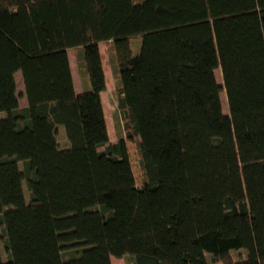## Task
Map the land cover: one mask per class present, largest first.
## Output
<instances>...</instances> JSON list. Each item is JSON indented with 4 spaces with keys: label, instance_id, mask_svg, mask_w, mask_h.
Wrapping results in <instances>:
<instances>
[{
    "label": "trees",
    "instance_id": "trees-1",
    "mask_svg": "<svg viewBox=\"0 0 264 264\" xmlns=\"http://www.w3.org/2000/svg\"><path fill=\"white\" fill-rule=\"evenodd\" d=\"M0 115V264H264V0H0Z\"/></svg>",
    "mask_w": 264,
    "mask_h": 264
},
{
    "label": "rangeland",
    "instance_id": "rangeland-1",
    "mask_svg": "<svg viewBox=\"0 0 264 264\" xmlns=\"http://www.w3.org/2000/svg\"><path fill=\"white\" fill-rule=\"evenodd\" d=\"M100 48H101L102 53L106 56V61H107L108 54L106 52L107 50L106 43L105 42L101 43ZM68 54H69L71 66L73 67V70H74L73 74H74V84H75L76 91L81 92L82 87H81L75 52L73 49H69ZM105 67H106V76H107V89L101 92V99H102V104H103V108L105 111V116L107 119L109 137L111 140H116L122 134H124V128L122 127L121 115H120L117 102H116V98L114 95L115 84H114L113 73H112L110 64H108V62H106ZM216 77H217V81L221 84L222 83L221 71L219 69L216 70ZM16 82H17V93L19 95V104L20 106H25L27 104V99H26L25 89H24V85L22 81V74L19 71L16 73ZM220 97H221L223 111L226 113L228 110V106L226 102L225 91L222 90L220 92ZM128 148H129V153L132 159L133 171H134L136 180L139 183L140 182V172H139V166H138L136 155H135V147L132 143H128ZM24 190H25L26 196H28V192H27L25 185H24ZM218 246L220 249L236 250V252L239 249L241 250V245L236 238L225 239V241L220 240L218 242ZM112 263L113 264H125V261H124V258H117L113 256Z\"/></svg>",
    "mask_w": 264,
    "mask_h": 264
},
{
    "label": "bare ground",
    "instance_id": "bare-ground-1",
    "mask_svg": "<svg viewBox=\"0 0 264 264\" xmlns=\"http://www.w3.org/2000/svg\"><path fill=\"white\" fill-rule=\"evenodd\" d=\"M15 78H16V74H15ZM17 83V82H16ZM24 85V84H23ZM25 89V88H24ZM223 241V240H222ZM225 241V240H224Z\"/></svg>",
    "mask_w": 264,
    "mask_h": 264
}]
</instances>
